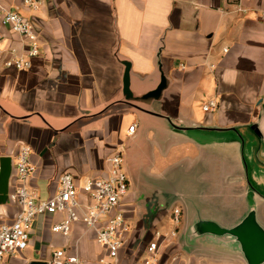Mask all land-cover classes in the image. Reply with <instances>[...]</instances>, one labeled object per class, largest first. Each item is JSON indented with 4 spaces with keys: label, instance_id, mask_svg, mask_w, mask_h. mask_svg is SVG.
<instances>
[{
    "label": "crops",
    "instance_id": "crops-1",
    "mask_svg": "<svg viewBox=\"0 0 264 264\" xmlns=\"http://www.w3.org/2000/svg\"><path fill=\"white\" fill-rule=\"evenodd\" d=\"M0 4L32 22L40 45L30 69L0 64V158H12L9 190L23 145L33 168L26 185L41 199L57 193L62 173L78 184L107 175V157L121 149L130 231L117 264H144L157 231L164 234L159 264H246L237 250L187 233L198 219L231 227L252 206L264 227V0ZM0 32L5 48H21L9 27L0 24ZM162 77V97L147 102ZM209 99L218 105L206 112ZM19 210L9 199L0 204V224ZM64 218L37 217L28 247L5 263L49 264L52 252L64 249L100 264L106 250L84 223H73L67 236L51 230Z\"/></svg>",
    "mask_w": 264,
    "mask_h": 264
},
{
    "label": "built area",
    "instance_id": "built-area-1",
    "mask_svg": "<svg viewBox=\"0 0 264 264\" xmlns=\"http://www.w3.org/2000/svg\"><path fill=\"white\" fill-rule=\"evenodd\" d=\"M25 4L36 8L38 0H23ZM258 18L264 22V11ZM0 24L7 26L21 39L22 46L4 47V36L0 32V64L16 70L30 69L33 59L40 53V45L34 25L19 12L0 4ZM184 68V66H182ZM217 101L209 99L203 105L206 112L217 108ZM137 123L129 126L127 133H135ZM31 148L21 147L15 162L17 184L9 190L8 199L17 203L20 210L10 222L0 224V264L5 263V256L28 247L30 231L34 220L39 216L65 213V218L54 223L51 230L62 235H69L73 223L82 222L96 233V241L105 248L106 254L100 264H117L120 250L125 244L130 231L126 218L124 197L129 191V177L124 169V154L117 150L107 157L108 172L101 177H88L78 184L71 173H62L58 179V190L52 197L41 199L26 182L33 171L29 161ZM1 171V166H0ZM83 195V200L80 195ZM180 209L173 210V220L180 222ZM174 236L175 232L169 234ZM168 235V236H169ZM164 234L157 231L154 239L146 248L144 264H159L161 239ZM49 264H85L77 254H67L64 249L52 252Z\"/></svg>",
    "mask_w": 264,
    "mask_h": 264
},
{
    "label": "water",
    "instance_id": "water-1",
    "mask_svg": "<svg viewBox=\"0 0 264 264\" xmlns=\"http://www.w3.org/2000/svg\"><path fill=\"white\" fill-rule=\"evenodd\" d=\"M130 65L126 64L124 75V89L129 90ZM168 86V80L162 77L161 83L154 91L145 97L147 102L162 97L163 90ZM252 129L258 132L257 126ZM0 204L8 202L9 181L13 170L12 158L3 156L0 158ZM188 239L194 241L201 237H210L212 241L222 243L237 250L245 260L246 264H264V227L259 223L255 207L237 224L226 227L213 220L198 219L190 226L187 233ZM29 264H48L45 261H32Z\"/></svg>",
    "mask_w": 264,
    "mask_h": 264
},
{
    "label": "rangeland",
    "instance_id": "rangeland-1",
    "mask_svg": "<svg viewBox=\"0 0 264 264\" xmlns=\"http://www.w3.org/2000/svg\"><path fill=\"white\" fill-rule=\"evenodd\" d=\"M174 226V223L173 222H170V225L169 226H167V228H171V227H173ZM19 251H17V253H18Z\"/></svg>",
    "mask_w": 264,
    "mask_h": 264
}]
</instances>
